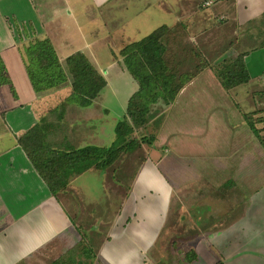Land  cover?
<instances>
[{"label":"crops","instance_id":"0c3cea01","mask_svg":"<svg viewBox=\"0 0 264 264\" xmlns=\"http://www.w3.org/2000/svg\"><path fill=\"white\" fill-rule=\"evenodd\" d=\"M200 8L201 12L209 10L201 14L207 23L222 20L223 28L241 29L243 33L237 32L236 37H240L239 50L243 55L237 58L242 59L249 81L225 90L217 77H214L216 81L212 78L211 83L204 84L200 81V74L183 87L174 103L176 106L172 104L170 111L180 114L178 107L185 106V103L190 109L188 104L201 100L202 90L207 101L217 98V108L224 107L223 94L239 107L243 102L261 96L254 105L255 108L264 106V0H0V264L71 261L72 254L68 257V253L81 248L82 243L86 242V247L91 245L88 235L92 233L105 235L94 248L91 259L93 264H98L109 244L107 237H121L125 228L131 227L135 220L137 224L141 220L157 241L169 214H191L194 209L192 201L197 197L195 188L204 185L200 176L203 177L201 170L205 166L197 167L195 161H207L205 156L211 154L217 156L215 142L210 153L207 152L206 143L213 142L210 137L217 130L210 121L179 129L176 125L170 126L173 123L168 120L156 135L153 146H137L121 155L123 157L106 170L92 167L73 175L67 188L57 194L51 192L35 168L21 138L38 127L44 131V144L53 150L75 151L89 146H107L111 100L102 96H107L110 89L108 76L129 75L131 93L121 99L114 96V104L123 106L120 109L124 117L131 97L139 90V83L126 70L121 59L117 60L114 51V62L104 68L102 50L110 48V43L118 39L120 53L127 45L142 40L161 27L172 29L188 24L193 11ZM162 14L171 21L168 26L157 23L156 29L149 34L142 31L152 27L158 17L166 18ZM108 23L117 24L118 32L111 33ZM246 30L253 32L245 34ZM42 43L51 46L65 73V82L51 83L48 80L50 85L47 86L48 81H43L45 76L41 77L37 71L41 68L38 60L42 57L39 48ZM77 53L84 54L107 81V86L88 107L69 100L72 87L66 62ZM61 105L66 108L63 123L58 119L52 122V110ZM189 113L192 115L190 110ZM261 114L264 120V110ZM216 132L217 138L229 134L222 130ZM165 147L168 151L162 149ZM139 150L146 157L141 162L131 195H136L135 202L147 195L154 197V214H141L136 203L129 207L124 178L112 177L117 182L109 179V169L118 171V165L125 157ZM151 170L154 174L149 173ZM157 170L166 178L160 190L154 187L151 179ZM121 172L124 173L122 169ZM245 200L248 201L246 197ZM218 206L217 209L214 206L217 214H225L221 209H224L223 205ZM156 241L147 243L148 250ZM119 260L118 257L117 262Z\"/></svg>","mask_w":264,"mask_h":264},{"label":"rangeland","instance_id":"374dc122","mask_svg":"<svg viewBox=\"0 0 264 264\" xmlns=\"http://www.w3.org/2000/svg\"><path fill=\"white\" fill-rule=\"evenodd\" d=\"M201 9L193 11V16L188 24L169 29L161 36L160 43L164 48L166 47L163 59L167 70L169 69L167 74L173 77L175 87L182 86L189 79V82L195 80L200 74H202L201 82L211 83L212 78H216L215 70H222L227 66H231L232 69L239 67L235 64L240 62L241 58L237 57L243 55V51L239 50L240 37H236V35L237 32H243L235 27L223 28L222 20H213L212 23H207L201 14L209 12V10L201 12ZM164 16L166 18L158 17L152 27L143 28L142 31L149 34L156 29L157 23L160 26L163 23L168 26L171 21L167 15ZM207 16L205 14L206 18ZM199 23L200 26H198ZM108 25V30L111 33L118 32L117 24L108 23ZM250 31L253 32V30H246L244 33L249 34ZM113 42L110 43V48L102 50L104 68L112 63L113 51L117 54V60L121 59L124 64L123 53H118L120 42L118 39ZM122 64L121 66H123ZM115 69L117 68H113V70ZM128 76V73L108 76L110 89L107 91V96L108 94L109 96L104 94L102 98L111 100L109 106L112 113L108 116L109 144L105 146L106 148H99L100 153H105L113 147L117 140L115 129L117 123L122 119L120 121L122 139L120 138V143H118L126 146L133 141L136 147L143 145L144 148L154 145L156 135L168 120L173 123L170 126L176 125L179 129L191 127L203 121H210L214 128L217 127V130L215 129V132L211 134L210 139L213 142L206 143V147L207 152L210 153L214 142L217 143V146L215 145L217 156L214 157L211 154L208 157L205 156V159L209 161H195L197 167L205 166L201 170L203 177L200 176L204 185L195 188L197 197L192 201L194 209L191 214L177 212L169 214L157 241L156 238L151 237L141 220L138 224L135 220L131 227L125 228L126 231L121 237L116 235L107 237L109 244L105 247L103 257L98 261V264H114L115 262L116 264H143V261L144 264H218L220 262L222 264H264V145L249 125L253 123L256 127H260V122H256L258 119L255 120V118L263 115L261 113L264 106L260 105L255 108L254 103H258L261 96L256 97L255 100L245 101L239 107L234 101L231 103V99L223 94L224 107L217 108V98L207 101L208 98H203L202 94L205 91L202 90L201 100L196 104L195 102L188 104L191 105L190 109L186 103L185 106L178 107L181 110L180 114H173L170 111L171 106L173 107L172 104L177 102L179 94L174 103L170 105H166L162 100L158 103L149 102L148 98L144 97L143 104L146 109L138 110L132 115L126 114L124 117L120 109L123 106L119 107L114 103H116V96L121 99L131 93ZM214 80L216 81V79ZM215 88L217 90V86ZM238 100L240 101V98ZM118 101L120 104L123 103V100ZM175 104L174 106H176ZM65 109L63 105L54 108L51 112L53 115L50 116L51 121L54 122L53 119H58L62 124ZM248 114H251L252 117L248 118ZM171 115L172 118H170ZM51 125L54 126V123ZM55 125L59 124L55 123ZM218 130L228 131L229 134L217 138L216 131ZM57 132L54 134L56 135ZM59 137L60 134L57 138ZM162 149L166 150L167 148ZM142 150L144 149L142 148ZM145 157L144 152L140 150L134 155L125 157L124 161L119 163V167L117 166L118 171L115 172L113 168L109 169V179L110 182H113L115 180L112 177L124 178L127 198L130 200L129 207L136 203L141 214H154V197H150V195L139 199L136 197L137 201L135 202L133 198L136 195H131L135 179L140 173L141 162ZM133 162L135 165L131 166ZM130 166L134 168H130ZM121 169L124 173L121 172ZM152 172L154 174L152 170L149 173ZM106 179L108 178L106 177ZM151 179L154 187L160 190L161 184L166 178L162 177L157 170L156 176H152ZM229 182H232V185H228ZM245 197L248 201L245 200ZM219 204L223 205L224 209H221L225 214H217V210H214V206H217L216 209L220 207ZM134 211L135 205L131 213L133 214ZM131 213L127 212L126 214ZM88 236L91 245L87 244L86 247V242L82 243L81 248L78 250L75 248L74 251L68 253V257L72 254L71 261L63 259L59 263L93 264L91 259L95 253L94 248L105 235L96 236L95 233H92ZM149 241H156L155 245L148 244L151 250H148L147 246ZM144 246L145 249H143ZM195 252L197 257L194 256ZM118 257L120 260L117 262Z\"/></svg>","mask_w":264,"mask_h":264},{"label":"trees","instance_id":"16d2710c","mask_svg":"<svg viewBox=\"0 0 264 264\" xmlns=\"http://www.w3.org/2000/svg\"><path fill=\"white\" fill-rule=\"evenodd\" d=\"M168 30L169 28L167 27H161L142 40L127 45L122 50L125 67L140 85L139 91L129 101L128 115L135 114L138 110L146 109L143 104L144 97H147L149 102L158 103L162 100L166 105L174 103L177 95L190 81L189 79L182 86L175 87L173 77L167 74L169 69L167 70V65L163 59L166 47L164 48L160 41L162 33ZM40 45L42 57L38 61H40L41 68H38L37 71L41 77L45 76L43 81L47 82L49 80L51 83L65 82V73L60 67L57 58H55L51 46L47 43ZM66 63L71 75L72 87V95L69 100L77 102L81 107L92 105L93 101L107 86V81L82 53L71 56ZM235 65L239 67L232 69L231 66H227L222 70H215V76L225 90H231L249 81V73L242 59L240 62H236ZM159 75L162 76V79H160L161 76ZM49 81L45 83L47 86L50 85ZM247 116L249 118L251 114ZM255 120L260 122L259 128L253 123L249 125L264 145L263 117L258 116ZM121 125V122L117 125V140L113 147L105 151L106 154L104 152L100 153L98 147L91 146L75 151L53 150L44 144V131L38 127L24 135L21 138V144L27 150L35 168L43 177L51 192L57 194L67 188L71 176L92 167L106 170L112 167L121 155L136 148V144L133 141L126 146L119 144V139H122ZM228 185H232V182H229ZM194 256L197 257L196 252ZM188 259L190 258L188 257Z\"/></svg>","mask_w":264,"mask_h":264}]
</instances>
